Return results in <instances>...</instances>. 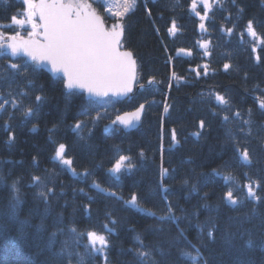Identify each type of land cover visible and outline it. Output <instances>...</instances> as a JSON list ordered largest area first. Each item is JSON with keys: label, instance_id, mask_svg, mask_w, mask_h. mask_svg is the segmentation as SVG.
<instances>
[{"label": "trees", "instance_id": "trees-1", "mask_svg": "<svg viewBox=\"0 0 264 264\" xmlns=\"http://www.w3.org/2000/svg\"><path fill=\"white\" fill-rule=\"evenodd\" d=\"M210 2V11L197 7L207 15L204 31L191 11L192 0H136L135 8L119 19L122 49L131 51L138 64L136 90L131 98L110 100L107 106L76 91L69 97L61 78L0 50V97L11 93L19 106L5 105L0 112V264H66L54 253L72 240V228L85 234L70 247L85 256L86 264H105V253L86 247L88 231L109 240L108 264H141L140 251H150L158 264H191L178 249L193 255L199 249L208 264H264V110L259 107L264 100V0ZM94 6L110 28L114 21L105 4ZM26 9L23 0H0V33L27 37L30 30L11 21L24 17ZM173 20L175 34L168 31ZM249 21L256 38L248 33ZM206 41L207 49L201 46ZM11 63L24 70L17 73ZM225 64L231 65L227 71ZM217 94L229 105H220ZM141 104L145 113L137 130L112 123ZM26 107L34 115L25 116ZM97 114L101 119H95ZM77 122L82 128L74 130ZM59 144L66 145L71 167L54 159ZM237 148L249 151L251 164L242 161ZM120 155L130 157L133 167L117 178L109 169ZM225 176L232 180L226 182ZM249 183L260 201L248 197ZM229 188L235 206L223 199ZM41 191L48 193L46 199ZM133 194L145 211L125 203ZM169 204L178 220L160 222L148 215H167ZM209 230L214 242L207 238ZM77 259L73 256L71 264Z\"/></svg>", "mask_w": 264, "mask_h": 264}, {"label": "snow or ice", "instance_id": "snow-or-ice-1", "mask_svg": "<svg viewBox=\"0 0 264 264\" xmlns=\"http://www.w3.org/2000/svg\"><path fill=\"white\" fill-rule=\"evenodd\" d=\"M219 2V0H217ZM23 3L27 6V11L22 13L23 19L17 18V16L11 17L13 24L17 26H23L26 23L31 25V31L27 34V39L19 34L4 36L0 33V38L7 40V43L0 42V50H7V54L12 57L27 56L37 67L44 65H50L51 71L57 74H62L64 78V87L68 90V95L75 94V90H86L90 97L95 98L97 103L107 104L110 102L111 97L126 96L133 89L135 82V62L132 60V54L130 52L121 51V37L123 34V24L119 22V19L125 16L129 11L133 10L136 6V0H124L123 12H114L112 8H107L108 13L112 17L117 18V22L113 23L108 28L104 20L92 11L91 4L86 2H79V0H70L65 3L64 0H23ZM198 3L203 5L205 12L210 11L212 4L210 0H192L191 11L195 15L199 16L200 24L199 28L206 31L204 21L207 19V15H201L197 11ZM37 20L39 23H37ZM249 35L253 38L257 37V33L253 28L252 22L249 21L247 25ZM168 31L175 34L178 31L175 20L172 21L171 27ZM231 34L232 29H228ZM243 34H241L242 36ZM264 43V39L261 40ZM209 42H204L201 46L205 49L208 48ZM184 52V49L180 50ZM187 55L192 53L188 51ZM259 59V57H257ZM231 65L225 64L224 69L227 71ZM10 68L16 70L17 73L23 71L19 63H11ZM34 70V69H33ZM199 74V73H198ZM205 74H207V65H205ZM151 84L152 81L149 80ZM142 88L143 85H140ZM18 95H26L20 93ZM44 98L37 95L35 100L42 102ZM216 101L220 105L228 106L229 101L224 96L217 94L215 96ZM5 105L12 109L19 110L17 100L9 93L7 97H0V112L6 111ZM39 106V105H38ZM259 107L264 110V100L259 102ZM144 111V105L141 104L135 112L126 113L124 115H117L113 124H119L127 127L134 126V122L140 120L141 113ZM164 111H168V107L165 106ZM250 111V110H249ZM23 114L25 116L34 115V111L31 107H26ZM84 115L89 113L85 111ZM235 116L240 117V113L236 112ZM96 120L101 119L97 114ZM224 121H228L229 117L225 115ZM245 123H248L247 121ZM7 127V125H6ZM199 127L203 129L205 127L204 121L201 120ZM82 128V124L77 122L74 125V130ZM9 131L11 129L9 128ZM249 134H251L249 132ZM199 137L200 133H194ZM229 137H232L231 131L228 132ZM14 139V137H10ZM172 139H176V133L173 129ZM240 157L243 162L251 164L249 151L247 149L240 150L237 148ZM66 145L59 144L55 148L54 159L59 160L63 165L71 167L73 161L66 158ZM142 155V153H141ZM133 165L131 158L128 156L120 155L113 163L109 171L119 177L122 172H130ZM75 174V169H72ZM167 174V169H164L162 176ZM85 176L90 175L85 173ZM35 181H39V177L33 178ZM225 181H231V176H225ZM93 187L100 188L98 184H93ZM247 195L254 201H260V197L253 190V184L246 185ZM259 187V184H256ZM15 190V182L12 185ZM103 191V189H101ZM163 191L167 192L165 188ZM40 197H47L48 193L41 191ZM109 195L115 196L116 193L110 192ZM223 199H225L230 205L235 206L237 200L233 197V191L229 188ZM18 202V197H16ZM126 204L138 208L141 211H145L140 208L137 196L133 194ZM207 207V205H205ZM148 215L156 217L158 221H176L179 218L173 213L171 204L168 205V214L157 216L156 212L149 211ZM13 216H15V205H13ZM26 223V221L21 222ZM115 223V221H112ZM73 233L71 241L65 240L58 252L54 253V259L66 258V264H71L73 256L77 257L76 264H86L85 256L81 255L78 251H73L70 245H79L81 236L84 233H78L75 228L70 229ZM111 232V229H108ZM204 230L201 229L202 239ZM56 233L53 232L49 239L48 247L51 249L55 244ZM179 235L183 237V231L181 230ZM88 244L86 247L93 253H105V264H108V258L106 255L107 249L110 246V242L104 234L96 231H88L86 233ZM207 238L210 242L215 241V236L212 230L207 232ZM137 241L142 246L143 242L140 241L137 236ZM16 243V241H13ZM226 243L231 244L230 240ZM253 242L247 241V247L251 248ZM179 255L186 261H190L191 264H208L207 260L201 255L200 250L196 249V255L185 249H178ZM141 260V264H158V262L152 258L150 251H140L137 253ZM161 255L164 253L161 251ZM41 264H52V260H45Z\"/></svg>", "mask_w": 264, "mask_h": 264}, {"label": "water", "instance_id": "water-1", "mask_svg": "<svg viewBox=\"0 0 264 264\" xmlns=\"http://www.w3.org/2000/svg\"><path fill=\"white\" fill-rule=\"evenodd\" d=\"M37 3H39V0H37L36 1ZM49 2H50V0H49ZM64 2L65 3H68V2H66V0H64ZM92 11L93 12H95V14L96 15H98V16H100L103 20H104V18L101 16V15H99L96 11H95V9L94 8H92ZM39 22V21H38ZM104 22H105V20H104ZM105 24H106V22H105ZM107 26V25H106ZM28 38V37H27ZM26 38V39H27ZM123 40H124V29H123V34H122V37H121V45H122V43H123ZM8 42V41H7ZM6 42V43H7ZM6 50V49H5ZM121 51L122 52H130L131 54H132V60H134V62H135V76H136V79H135V82H134V84H133V89H132V91L130 92V93H128L126 96H120V97H111L110 99H113V100H115V101H125V100H127V99H129V98H131L132 96H133V94H134V92H135V90H136V85H137V80H138V64H137V61H136V59L134 58V55H133V53L131 52V51H129V50H124V49H122L121 48ZM21 58H24V59H26V60H28L30 63H34V62H32L27 56H20ZM41 68H43L49 75H51L53 78H55V79H57V78H61V79H63L64 80V78H63V75L62 74H57V73H54V72H52L51 71V66L50 65H44V66H41ZM67 90V89H66ZM68 91V90H67ZM76 92H79V93H84L85 94V96H86V98L88 99V100H92V101H96L95 100V98H93V97H90L89 96V94L87 93V91L86 90H75ZM137 109H135V110H133V111H130V112H127V113H131V112H135ZM144 113H145V105H144V111L141 113V116H140V120L138 121V122H134V126H132V127H127L126 129H128L129 131H134V130H137L140 126H141V124H142V120H143V117H144ZM124 114H126V113H124ZM124 114H122V115H124ZM120 126H122V125H120ZM122 127H124V126H122Z\"/></svg>", "mask_w": 264, "mask_h": 264}, {"label": "rangeland", "instance_id": "rangeland-1", "mask_svg": "<svg viewBox=\"0 0 264 264\" xmlns=\"http://www.w3.org/2000/svg\"><path fill=\"white\" fill-rule=\"evenodd\" d=\"M37 1V0H36ZM99 1H102L104 4H105V6H106V11H107V8H112L113 9V11L114 12H123V10H124V7L126 6L125 4H124V0H79V2H86V3H88V4H91V6H92V8H94L95 9V6H94V3L95 2H99ZM66 2H70V0H66ZM94 2V3H93ZM96 10V9H95ZM26 11H27V9H26ZM132 11V10H131ZM131 11H129L127 14H129ZM126 14V15H127ZM125 15V16H126ZM107 16L108 17H110V19H111V22H113L114 21V23L115 22H117V18L116 17H112V16H110V14L108 13V11H107ZM24 17H22L21 19H23ZM37 23H39L38 21H37ZM113 23H111L110 24V27H111V25H112ZM13 25H15V24H13ZM15 26H17V25H15ZM20 30H23V29H29L30 31L32 30L31 29V25L30 24H28V23H26L25 25H23V26H17ZM113 101V100H112ZM101 104V103H100ZM101 105H105V106H107V104H101ZM59 161V160H58Z\"/></svg>", "mask_w": 264, "mask_h": 264}, {"label": "bare ground", "instance_id": "bare-ground-1", "mask_svg": "<svg viewBox=\"0 0 264 264\" xmlns=\"http://www.w3.org/2000/svg\"><path fill=\"white\" fill-rule=\"evenodd\" d=\"M144 2H146V0H143ZM151 1H158V0H151ZM41 68V67H40ZM43 69V68H42ZM44 70V69H43ZM45 71V70H44ZM63 80V79H62ZM64 81V80H63Z\"/></svg>", "mask_w": 264, "mask_h": 264}]
</instances>
